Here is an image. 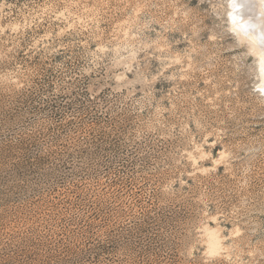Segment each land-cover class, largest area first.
I'll return each mask as SVG.
<instances>
[{"label": "rangeland", "instance_id": "rangeland-1", "mask_svg": "<svg viewBox=\"0 0 264 264\" xmlns=\"http://www.w3.org/2000/svg\"><path fill=\"white\" fill-rule=\"evenodd\" d=\"M244 1L0 0V264H264Z\"/></svg>", "mask_w": 264, "mask_h": 264}, {"label": "bare ground", "instance_id": "bare-ground-1", "mask_svg": "<svg viewBox=\"0 0 264 264\" xmlns=\"http://www.w3.org/2000/svg\"><path fill=\"white\" fill-rule=\"evenodd\" d=\"M247 1V0H246ZM234 2V1H232ZM231 4V3H230ZM234 4V3H232ZM236 4L240 5L242 10H241V13L240 11L236 14H232L230 17H232L233 19V22H232V25H233V29H238L240 27V24L238 22V20L240 19L241 17V14L242 13H246L248 11H246V8L247 5L245 4V1L244 0H237ZM244 4V5H243ZM235 8V7H234ZM237 8V7H236ZM231 9V8H230ZM232 10V9H231ZM249 10V9H248ZM235 11V10H234ZM246 11V12H245ZM245 16V15H243ZM242 16V17H243ZM247 17V16H246ZM244 18V17H243ZM243 25V24H242ZM249 31L250 33H252L253 35L256 36L257 39H259V41L261 40L262 43L264 44V20L263 19H256L254 20L252 23L249 24ZM260 44V43H259ZM262 44V45H263ZM258 45V44H257ZM260 46V45H259ZM263 64V63H261ZM262 69H264V64L262 66H260ZM263 71V70H262ZM263 75V79H264V73H262ZM264 82V81H263ZM261 90H263L261 88ZM264 91V90H263ZM206 235H207V248L211 251H214L218 248L219 246V239L218 237L215 235L214 232L212 231H207L206 232Z\"/></svg>", "mask_w": 264, "mask_h": 264}]
</instances>
